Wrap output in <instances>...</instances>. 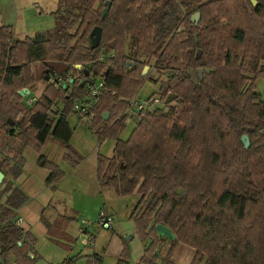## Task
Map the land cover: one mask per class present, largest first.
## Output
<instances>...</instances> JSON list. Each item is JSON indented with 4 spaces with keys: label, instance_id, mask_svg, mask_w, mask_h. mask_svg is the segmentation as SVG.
Returning a JSON list of instances; mask_svg holds the SVG:
<instances>
[{
    "label": "trees",
    "instance_id": "16d2710c",
    "mask_svg": "<svg viewBox=\"0 0 264 264\" xmlns=\"http://www.w3.org/2000/svg\"><path fill=\"white\" fill-rule=\"evenodd\" d=\"M255 1L111 0L102 17L104 1L58 0L52 30L19 39L11 25H0V134L15 136L20 154L25 144L39 147L51 137L65 146L64 158L78 163L66 113L88 95L90 76L104 72L97 101L85 115L74 112L90 118L99 142L115 140L111 156L96 157L100 186L138 195L130 217L137 235L150 241L136 264H174L178 243L193 248L189 264H264V95L255 91L256 78H264V0ZM96 26L100 42L91 48L88 35ZM35 64L44 65L41 75ZM145 65L169 72L156 94L165 107L145 111L120 140L129 99L146 78L158 81L142 74ZM199 68L203 76L194 83L189 71ZM247 74L253 79L245 85ZM57 75L65 87L48 82ZM38 80L48 84L26 106L18 91ZM17 162L13 167L1 157L0 171L17 177L22 156ZM38 164L51 187L64 175L43 156ZM5 192L0 264L11 255L12 264H32L34 237L13 220L28 197L7 179L0 196ZM41 220L53 236L57 221ZM156 223L175 234L160 263ZM128 256L125 243L117 264H129Z\"/></svg>",
    "mask_w": 264,
    "mask_h": 264
},
{
    "label": "rangeland",
    "instance_id": "374dc122",
    "mask_svg": "<svg viewBox=\"0 0 264 264\" xmlns=\"http://www.w3.org/2000/svg\"><path fill=\"white\" fill-rule=\"evenodd\" d=\"M57 1L0 0V25H11L15 37L19 39L52 30L55 26L54 10ZM145 66H148L146 74L150 73L158 81L146 78L136 90V98L145 99L158 94L161 81L166 80L169 74L168 71L157 72L149 65ZM43 68V64H35L33 70L41 75ZM94 77L96 76H90ZM252 79L253 74H247L243 81L246 85ZM48 82L38 80L30 88L29 95L36 96L37 100ZM60 84L62 87L66 85L63 82ZM255 91L264 95L263 77L256 78ZM172 94L175 97V94ZM80 101L88 109L94 104L88 95ZM163 105L164 103L160 102L153 108L165 107ZM55 109L62 111L63 102L58 101ZM126 114L128 119L119 132L120 140H127L138 121V118L133 117L127 110ZM66 119L72 128L69 144L80 157L78 163L64 158L65 146L54 138H48L39 147L27 143L22 147L20 154L16 137L0 134V158H7L10 166L13 164L15 167L22 156L20 173L14 177L10 170L7 171L9 173L4 175L0 182V191L3 190L7 179L28 197L26 204L16 210V214L23 217L21 226L29 228L34 237L33 251L36 258L32 260V264H117L125 243L129 249L128 263L134 264L144 246L150 241L149 238L142 239L137 235L134 221L128 214L137 195L133 193L121 196L112 187H101L95 171L97 154L111 156L115 140L107 137L99 142L88 116L78 115L73 110L66 113ZM40 156L56 163L64 173L52 187L45 182L48 170L38 164ZM7 193L0 196V203L4 202ZM101 212L113 219L110 227H105L99 222ZM42 216L51 224L57 221L52 239L41 220ZM82 219L89 221L88 228L81 223ZM61 231H64L65 235L60 236ZM152 239L157 241L155 236H152ZM171 246L172 241L164 238L156 249L158 257L163 258ZM176 246L175 248L190 247L184 243H178ZM95 255L99 260L94 259ZM191 256L189 255L183 263H190ZM13 260L14 256L11 255L9 264H12Z\"/></svg>",
    "mask_w": 264,
    "mask_h": 264
},
{
    "label": "built area",
    "instance_id": "2783aa9c",
    "mask_svg": "<svg viewBox=\"0 0 264 264\" xmlns=\"http://www.w3.org/2000/svg\"><path fill=\"white\" fill-rule=\"evenodd\" d=\"M98 1H105V0H98ZM80 67H81L80 65H77V68H80ZM103 74L104 72H102L101 75H98L94 78H89V80L87 81L88 97L92 102H96L102 92V88H103L102 75ZM49 81L65 83V80L61 75L51 76ZM23 89H28V88L25 87ZM28 90H29L28 92L23 91L25 93L23 97L24 103L26 105H33L34 102L36 101V96H30L29 94L31 93V90L30 89ZM128 102H129L128 109H127L128 113H130L133 117L139 118L141 115L144 114L145 111L154 109L153 107L156 104L160 103V99L158 95L154 94L145 99L133 97L129 99ZM74 110L84 115L88 113V108L85 105H82L81 101H77L75 103ZM13 220L16 225L18 226L21 225L22 218L20 216H17V217L15 216ZM99 222L105 227H110V225L113 222V219L110 216L105 215L104 212H101ZM81 223L86 228H88V226L90 225L89 221L85 219H82Z\"/></svg>",
    "mask_w": 264,
    "mask_h": 264
},
{
    "label": "water",
    "instance_id": "95a60500",
    "mask_svg": "<svg viewBox=\"0 0 264 264\" xmlns=\"http://www.w3.org/2000/svg\"><path fill=\"white\" fill-rule=\"evenodd\" d=\"M251 2H252V4L256 3L255 0H251ZM104 4H105V7L103 8V11H102V15H101L102 17L105 15L109 5L111 4V0H105ZM192 19L195 20L196 22H198L199 21V12H195L192 15ZM100 37H101V27L100 26H96L90 31V33L88 35V44H89V46L91 48L97 47L99 42H100ZM146 70H148V66L144 67L143 72H142L143 75L146 74ZM203 71L204 70L202 68H199L196 71H194V70L189 71V75H190V77H191V79H192V81L194 83L197 82V77H199L200 79L202 78ZM72 81L73 80H70V82H72ZM23 91L28 92L29 90L28 89H23V90L18 91L20 96H24V92ZM173 97H174V95L172 94V95L168 96V98L165 101L169 102V101L172 100ZM50 116L52 118L54 117V115L52 113H50ZM107 116H108V112H105L103 117L106 119ZM10 123L13 124L12 121ZM241 142L244 144L245 147L249 146V139H248L247 135H243L241 137ZM3 178H4V174H3V172L0 171V182L3 180ZM154 229L157 232L158 237H166V238H168L170 240H174L175 239V234L172 232V230L168 226H166L163 223H156L154 225Z\"/></svg>",
    "mask_w": 264,
    "mask_h": 264
},
{
    "label": "crops",
    "instance_id": "0c3cea01",
    "mask_svg": "<svg viewBox=\"0 0 264 264\" xmlns=\"http://www.w3.org/2000/svg\"><path fill=\"white\" fill-rule=\"evenodd\" d=\"M29 89V88H28ZM31 90V89H30ZM20 91V90H19ZM24 102V101H23ZM25 104V103H24ZM26 105V104H25ZM128 119V118H127ZM21 167V166H20ZM96 168V167H95ZM137 195V194H136ZM137 200H138V195L136 196V199L134 200V203L132 204V206H131V208H129V210H128V214H129V217H130V213H131V211H132V209L134 208V206H135V204H136V202H137ZM27 202V201H26ZM26 202L23 204V205H25L26 204ZM23 205H21V206H23ZM20 206V207H21ZM19 207V208H20ZM18 208V209H19ZM17 209V210H18ZM44 211V210H43ZM17 216H19V215H17L16 214V217ZM21 217V216H20ZM21 218H23V217H21ZM24 228V227H23ZM27 230H29L30 232H31V230L29 229V228H27V227H25ZM83 232H85V229L83 230ZM160 238V241H159V245H160V243H162L163 242V239L165 238V239H168V238H166V237H159ZM159 245H158V247H159ZM181 245V244H180ZM158 247H157V249H158ZM177 247V246H176ZM144 248H145V246H144ZM144 248H143V250H142V253H141V255H140V257H139V259L137 260V261H135V263L134 264H136V263H138V261L141 259V257L143 256V252H144ZM186 250V251H185ZM193 249L192 248H190V247H185V246H178V248H175L174 249V252H173V254H172V261L175 263V264H184L183 262L184 261H186L187 259H188V257H189V255L191 256V255H193ZM166 256V254L164 255V257ZM163 257V258H164ZM162 256L160 257V258H158V261H161L162 259ZM191 258H192V256H191ZM190 261V260H189ZM187 264H189V262L187 263Z\"/></svg>",
    "mask_w": 264,
    "mask_h": 264
},
{
    "label": "flooded vegetation",
    "instance_id": "af4514ba",
    "mask_svg": "<svg viewBox=\"0 0 264 264\" xmlns=\"http://www.w3.org/2000/svg\"><path fill=\"white\" fill-rule=\"evenodd\" d=\"M192 18V17H191Z\"/></svg>",
    "mask_w": 264,
    "mask_h": 264
}]
</instances>
